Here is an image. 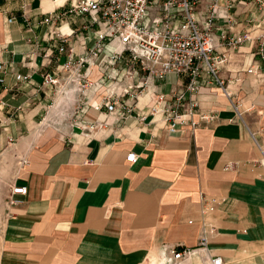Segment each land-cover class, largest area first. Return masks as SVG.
Instances as JSON below:
<instances>
[{
  "label": "crops",
  "instance_id": "crops-1",
  "mask_svg": "<svg viewBox=\"0 0 264 264\" xmlns=\"http://www.w3.org/2000/svg\"><path fill=\"white\" fill-rule=\"evenodd\" d=\"M70 2L0 0V156L15 168L7 194L14 184L28 188L15 194V203L6 202L0 264H136L165 246L196 247L208 226L214 228L210 254L222 256L223 264H264V73L246 70L264 65L257 38L264 37V12L236 0L232 18H218L214 29L218 49L229 57L222 75L245 112L239 115L219 86L204 84L195 95L199 110L215 118L171 132L151 113L152 96L173 98L187 77L150 75L137 98H121L132 110L118 104L110 112L106 59L119 42L90 54L95 35L87 14L45 19ZM54 25L67 46L88 57L87 75L103 77L101 86L80 91L63 79L44 83L66 59L62 41L49 37ZM224 30L248 31L252 39L229 47ZM126 63H118L122 73ZM238 74L240 83L232 80ZM127 77L124 88L134 91L146 74ZM91 123L97 126L89 129ZM130 152L136 161L127 158ZM202 195L222 200L205 211ZM183 262L211 263L205 253Z\"/></svg>",
  "mask_w": 264,
  "mask_h": 264
},
{
  "label": "built area",
  "instance_id": "built-area-1",
  "mask_svg": "<svg viewBox=\"0 0 264 264\" xmlns=\"http://www.w3.org/2000/svg\"><path fill=\"white\" fill-rule=\"evenodd\" d=\"M71 0L62 10L52 12L45 19L47 21L60 19L71 14H87L89 24L94 26L95 42L88 48L90 54L98 55L107 42H119L106 59V67L112 65L108 78L113 79L106 95V105L112 112L118 104L123 108L132 110L133 106L121 98L127 93L137 98L148 82L150 75L159 79L165 78L169 73L187 77L185 89L171 91V96L156 92L152 96L151 113L159 114L166 122L171 132H177L185 125L194 130L201 121L210 122L215 118L212 111H200L196 94L204 84L217 85L231 99L234 109L242 115L246 108L242 100L235 97V90L229 86L231 79L222 75V69L229 60L225 51L218 49L214 37L216 20L220 17L232 18V7L236 0ZM240 2H253L264 12V0H239ZM205 3L206 11H203ZM53 25V24H52ZM222 39L229 47L240 44L245 39H252L248 31L244 33L229 34L226 30L221 32ZM49 37H58L62 43L59 51L66 52V59L60 64L57 72H48L44 83L56 85L63 79V84H77L78 90L84 91L86 85L101 86L104 78L91 80L87 75L90 60L86 55L77 54L73 48L67 46V36L57 30L54 25L49 31ZM255 38V37H254ZM259 39L258 52L264 60V37ZM126 55L128 60L125 61ZM131 61L138 63V67L131 65ZM127 62V63H126ZM130 62V63H129ZM118 63H126L119 68ZM118 71L114 73V69ZM247 72L254 74L264 73V65L254 64L248 67ZM146 77L137 82L134 91L128 88L118 91V81L122 76L135 79L140 72ZM63 77V78H62ZM232 80L236 83L242 81L241 75H235ZM115 82V83H113ZM198 114V117H196ZM145 114H142L143 117ZM97 123L88 125L93 129ZM254 136V133H252ZM255 137V136H254ZM262 152L261 163L264 165V145L259 144ZM127 158L136 161L138 156L130 152ZM23 163L27 157L21 158ZM26 185L14 184L7 197L9 204L15 203V194L26 193ZM221 198L217 196L202 195V207L205 211H214ZM213 227L203 228L200 242L196 247L165 246L160 253L149 255L144 261L136 264H184V259L195 253H205L210 257V264H223L220 255H211L208 247L210 233Z\"/></svg>",
  "mask_w": 264,
  "mask_h": 264
},
{
  "label": "rangeland",
  "instance_id": "rangeland-1",
  "mask_svg": "<svg viewBox=\"0 0 264 264\" xmlns=\"http://www.w3.org/2000/svg\"><path fill=\"white\" fill-rule=\"evenodd\" d=\"M107 72H105L106 75ZM127 76L121 77L119 79H114V81H118V86H121V91L124 90L125 83L127 82ZM113 79L107 78L106 81H112ZM137 80V77L134 79ZM115 83V82H114ZM120 88V87H119ZM118 88V89H119ZM109 89V88H108ZM120 90V89H119ZM107 91V89H103L102 93ZM130 94H126L123 97H128ZM15 168L12 164V160L4 157L3 155L0 156V246H1V239L3 234L4 222H5V215H6V202H7V188L10 179L14 175Z\"/></svg>",
  "mask_w": 264,
  "mask_h": 264
}]
</instances>
